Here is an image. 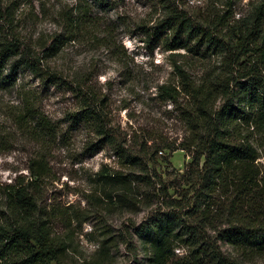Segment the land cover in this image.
I'll return each instance as SVG.
<instances>
[{
	"label": "trees",
	"instance_id": "1",
	"mask_svg": "<svg viewBox=\"0 0 264 264\" xmlns=\"http://www.w3.org/2000/svg\"><path fill=\"white\" fill-rule=\"evenodd\" d=\"M15 1L0 15V89L12 88L21 68L44 84H55L60 77L49 73V61L70 41L95 36L108 49L113 46L110 34L102 35L94 15L109 0L64 5L50 14L58 15L61 30L37 35L23 33L22 25L40 17L33 10L24 17L15 15ZM159 1L164 15L153 26H139L148 42L168 50L182 48L196 56L218 57L223 69L217 76L194 78L175 61L178 84L158 87L160 94L172 100L188 130L186 142L179 145L191 149L192 155L181 175L187 187L178 183L181 197L171 196V185L148 167L167 148L165 139L155 142L158 136L154 134L148 136L154 142L151 145L146 138L139 143L140 174L128 179L106 164L97 172L104 197L123 204L130 190L148 192L151 187L159 196V207L137 229L147 257L144 264H264L258 262L264 260V173L256 163L260 154L255 141L256 136L264 137V0L233 23L229 17L235 13L234 7L228 1L220 12L205 14L215 17L203 19L191 17L167 0ZM83 85L76 88L79 105L69 118L93 135L84 150L94 153L107 146L117 156L135 157L122 147L110 125L106 97ZM181 97L184 104L178 101ZM218 97L223 103L215 107ZM21 102L15 122L37 141L38 151L29 160L31 180L0 189V264H60L64 240L55 233L54 215L40 213L32 188L40 178L52 176L46 153L55 128L36 111L30 93L25 91ZM223 220L224 226L217 227ZM224 245L230 249H223ZM180 247L184 253L177 255L175 249Z\"/></svg>",
	"mask_w": 264,
	"mask_h": 264
},
{
	"label": "rangeland",
	"instance_id": "2",
	"mask_svg": "<svg viewBox=\"0 0 264 264\" xmlns=\"http://www.w3.org/2000/svg\"><path fill=\"white\" fill-rule=\"evenodd\" d=\"M10 1L0 0V15ZM30 1L16 0L15 15L24 17L33 10L40 19L27 20L22 32L31 31L37 35L61 30L58 15L50 14L77 0ZM224 1L233 4L235 13L229 17L233 23L249 13L259 0H167L191 17L201 19L215 17L205 14L220 12L224 9ZM161 5L159 0H109V5L97 8L94 15L102 35L110 34L111 48L99 43L95 36L70 41L49 61V73L60 77L55 84H44L29 70L21 68L15 85L0 89V189L5 184L31 180L28 165L38 151V143L29 138L14 119L25 91L33 96L36 111L43 113L55 128L46 153L52 176L40 178L32 188L40 213L54 215L55 233L64 240L60 264L146 263L137 229L149 213L159 207V196L151 187L147 188L148 192L130 190L123 204L106 200L97 175L105 164L128 179L140 174L142 168L136 157L141 156L139 143L143 138L147 139V145L154 143L148 140L149 135L158 136L156 143L165 139L167 148L161 149L160 157L155 163L149 162L148 167L171 185L168 193L180 198L182 188L178 183L187 187L181 175L188 169L191 149L179 145L186 142L188 130L172 100L160 94L158 87L178 84L173 67L175 61L194 78L217 76L223 68L218 57L196 56L182 48L168 50L160 43L152 46L148 42L139 26L155 25L164 15ZM83 84L106 97L110 125L120 137L122 147L131 150L135 157L117 156L107 146L94 153L84 150L85 143L93 135L69 118L79 105L80 94L76 88ZM178 101L186 102L183 97ZM222 103L218 97L215 107ZM255 141L260 154L256 163L264 173V137L261 140L256 136ZM224 224L225 220L217 227ZM223 249L230 248L224 245ZM175 252L181 255L184 249L180 247Z\"/></svg>",
	"mask_w": 264,
	"mask_h": 264
}]
</instances>
